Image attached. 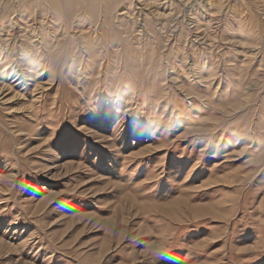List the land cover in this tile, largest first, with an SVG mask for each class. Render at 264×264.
I'll return each instance as SVG.
<instances>
[{"label": "rangeland", "instance_id": "obj_1", "mask_svg": "<svg viewBox=\"0 0 264 264\" xmlns=\"http://www.w3.org/2000/svg\"><path fill=\"white\" fill-rule=\"evenodd\" d=\"M262 152L264 0H0V264H264Z\"/></svg>", "mask_w": 264, "mask_h": 264}, {"label": "clouds", "instance_id": "obj_2", "mask_svg": "<svg viewBox=\"0 0 264 264\" xmlns=\"http://www.w3.org/2000/svg\"><path fill=\"white\" fill-rule=\"evenodd\" d=\"M85 50L87 51L88 49L86 48ZM53 51H55V49H53ZM251 161L257 165L264 164V152L258 154L255 157H251Z\"/></svg>", "mask_w": 264, "mask_h": 264}, {"label": "bare ground", "instance_id": "obj_3", "mask_svg": "<svg viewBox=\"0 0 264 264\" xmlns=\"http://www.w3.org/2000/svg\"><path fill=\"white\" fill-rule=\"evenodd\" d=\"M185 6H186V5H185ZM16 67H17L18 71L20 72V67H18V65H16ZM21 73H22V72H21ZM21 73H20V77H21V75H22Z\"/></svg>", "mask_w": 264, "mask_h": 264}]
</instances>
